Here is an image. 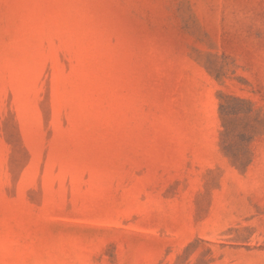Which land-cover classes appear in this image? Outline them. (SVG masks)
Listing matches in <instances>:
<instances>
[{
  "label": "rangeland",
  "instance_id": "rangeland-1",
  "mask_svg": "<svg viewBox=\"0 0 264 264\" xmlns=\"http://www.w3.org/2000/svg\"><path fill=\"white\" fill-rule=\"evenodd\" d=\"M0 264H264V0H0Z\"/></svg>",
  "mask_w": 264,
  "mask_h": 264
}]
</instances>
